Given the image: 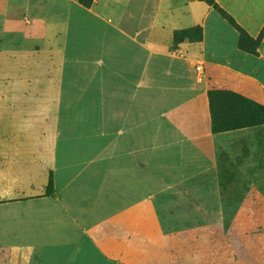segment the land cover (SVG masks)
<instances>
[{"label":"rangeland","instance_id":"obj_1","mask_svg":"<svg viewBox=\"0 0 264 264\" xmlns=\"http://www.w3.org/2000/svg\"><path fill=\"white\" fill-rule=\"evenodd\" d=\"M15 1L51 4L47 20L68 29L51 42L46 15L11 11L21 31L0 15V264H264V122L219 129L258 110L249 118L217 94L218 128L209 112V129L186 138L155 120L144 92L133 106L132 87L98 60L131 53L103 24L145 41L193 13L172 29L174 45L199 42L190 80L264 115V0H213L249 52L202 0Z\"/></svg>","mask_w":264,"mask_h":264},{"label":"crops","instance_id":"obj_2","mask_svg":"<svg viewBox=\"0 0 264 264\" xmlns=\"http://www.w3.org/2000/svg\"><path fill=\"white\" fill-rule=\"evenodd\" d=\"M0 2L2 3V0ZM10 2L9 0V5H1L0 7V15L3 16L4 24L16 25L12 29L21 31L18 18L16 21L9 20L12 13L17 14V17H22L21 19H23L24 13H27L30 16L28 19L36 20L40 17L36 12H40L46 15L44 18L42 17L44 22H47L43 29L44 35L51 42H58L60 39L59 31L63 30L64 34L61 33L60 36L65 40L68 29L66 21L47 20V15L51 18L52 15L55 16L50 7L51 4L43 7L38 4H31L23 10H13V7L16 8L14 5L16 1ZM192 14L189 17L171 18L172 26L170 27L151 26L152 28L148 29L150 36L145 41H138L129 32L120 29L115 24L112 26L103 24L104 31L112 33L113 43L115 39L123 37L122 40L128 44L131 53L128 52L127 56L121 57L123 59L120 61L121 63H115V65L104 55L98 59L102 65V70L100 69L99 73L111 72L113 77L126 80L128 85L132 87L131 94L134 102L131 104L133 106L138 105L139 93L144 92L146 104L151 101L157 106L153 108L157 112L155 120L160 121L162 125L167 124L172 128L174 127L175 133L182 132L183 136L190 139L197 136L201 130H208L210 126L207 90L189 78L190 67L187 61L196 52L199 42L178 40L175 41L174 45L172 39L173 30H178L187 21L195 19L192 18ZM133 26L129 25L127 31L134 30ZM137 49L141 52L139 56L136 54Z\"/></svg>","mask_w":264,"mask_h":264},{"label":"trees","instance_id":"obj_3","mask_svg":"<svg viewBox=\"0 0 264 264\" xmlns=\"http://www.w3.org/2000/svg\"><path fill=\"white\" fill-rule=\"evenodd\" d=\"M84 6H89L93 0H79ZM204 1L207 5L211 6L214 10L218 11L220 14H222L227 20L228 22L234 27L236 28V30L238 31V41H237V45L239 48L241 49H245L246 51H250L249 48L246 45V40H249L250 42H252V40H250V38L247 37L245 31L238 25L235 23L234 19L229 16L228 14H226L224 11H222L216 4V2H214L213 0H202ZM207 94V98H208V106H209V112H211L210 114H212V119H211V124H212V128L215 129L216 125H217V120H215V112H214V99L216 97L217 94H221L224 98H226L231 106V110H236L237 109H242L245 112H247V116L249 118H254V116L256 115V110H258L259 112V118L258 119H253V120H248L242 123H229L227 122L226 125H224L223 127H220L219 129H230V128H236V127H242V126H246V125H254V124H258V123H262L264 122V115H262V109L261 106L258 104L253 103L252 101H249L247 99L244 98H240L238 95L228 92V91H212V90H207L206 91ZM211 116V115H210ZM223 121V120H222ZM218 128V127H216Z\"/></svg>","mask_w":264,"mask_h":264},{"label":"built area","instance_id":"obj_4","mask_svg":"<svg viewBox=\"0 0 264 264\" xmlns=\"http://www.w3.org/2000/svg\"><path fill=\"white\" fill-rule=\"evenodd\" d=\"M199 68H200V66H199V65H196V66H195V69H199Z\"/></svg>","mask_w":264,"mask_h":264}]
</instances>
